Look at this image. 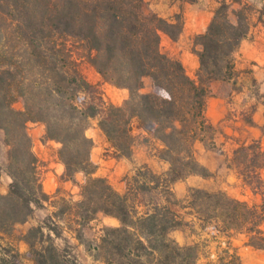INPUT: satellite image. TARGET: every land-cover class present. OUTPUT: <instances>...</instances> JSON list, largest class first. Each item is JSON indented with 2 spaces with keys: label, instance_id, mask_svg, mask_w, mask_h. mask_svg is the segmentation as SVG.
<instances>
[{
  "label": "trees",
  "instance_id": "trees-1",
  "mask_svg": "<svg viewBox=\"0 0 264 264\" xmlns=\"http://www.w3.org/2000/svg\"><path fill=\"white\" fill-rule=\"evenodd\" d=\"M143 4L144 0H0V130L8 146L6 172L12 179L8 192L0 193V240L48 199L27 131L29 123H41L45 139L61 145L58 158L65 177L85 176L82 198L75 203L77 223L83 226L99 213L120 223L105 227L94 247L106 264H201L199 242L180 245L170 237L173 230L195 224L197 235L230 239L244 234L248 245L264 250V202L250 205L203 188H191L180 200L173 191L176 182L191 175L213 177L197 160L194 146L202 142L210 149L217 147V128L206 116L212 83H220L222 97L241 90L235 53L250 31V7L243 0H217L206 30L193 38L192 52L199 61L193 78L180 59L161 47L162 34L179 39L181 16L168 20L146 14ZM234 4L242 6L233 11ZM82 61L103 81L126 89L127 99L103 109L83 100L81 94L92 85L80 70ZM145 78L151 81L148 92H142ZM16 102L21 110L14 107ZM96 117L117 157H131L132 125L137 123L147 140L160 145L158 158L169 164L167 171L156 174L142 166L123 194L106 178L94 177L93 142L86 131ZM229 162L251 190L264 188V149L259 141L238 146ZM177 208L188 209L195 221H186ZM28 234L31 239L24 240L37 264L59 262L55 247L37 249L34 238L42 234L41 227ZM77 238L82 241L83 235ZM207 242L204 239V247ZM227 243L226 254L231 249ZM230 258L238 261L236 252Z\"/></svg>",
  "mask_w": 264,
  "mask_h": 264
},
{
  "label": "rangeland",
  "instance_id": "rangeland-1",
  "mask_svg": "<svg viewBox=\"0 0 264 264\" xmlns=\"http://www.w3.org/2000/svg\"><path fill=\"white\" fill-rule=\"evenodd\" d=\"M244 4L250 7V13L254 12L257 7V4L252 0H243ZM217 5V0H144L143 10L146 14L156 13L168 20H173L174 16L179 14L184 23V31V29L203 27L205 23L209 24ZM241 6L234 4L232 10H239ZM231 19L235 20L233 13H231ZM195 35L184 33L182 36L180 35L177 41H172L168 36L162 34V50L176 58L183 52L194 54L192 48ZM188 62H190V59ZM80 70L85 79L92 85L90 89L81 94L83 100L95 103L103 109L109 104L121 105L127 99L128 91L126 89L117 88L103 81L101 76L86 61L81 62ZM191 77L194 78L195 74ZM150 89L151 81L149 78H145L142 92H148ZM219 90L220 87L217 96H219ZM212 92L213 88H211L210 96L213 95ZM14 107L21 110L22 104L16 102ZM99 120L100 117L91 119L90 126L86 131L87 136L93 142L90 156L97 166L94 177L106 178L116 191L123 194L127 189V183L131 181V178L142 166H147L156 174L167 171L169 164L158 158L157 151L160 145L153 140H147L146 133L138 128L137 123L132 125V133L135 136L132 155L130 158H124L116 156L115 149L99 128ZM27 131L31 137L32 150L38 159L37 170L40 175L42 189L48 195V199L34 208L33 214L27 222L16 225L10 236H5L0 240V264H37L30 246L24 240L25 238L31 239L28 231L34 227L42 228V234L34 238L37 249L44 250L49 249L50 246L55 247L59 261L57 264H106L96 256L94 247L99 243L104 228L117 227L120 225L119 221L115 217L99 213L94 220L83 226L79 225L75 215V203L82 198L81 185L85 181L84 174L78 173L72 180L65 177V167L58 158V150L61 145L55 141L45 139V126L43 124L29 123ZM261 146L264 149L262 144ZM204 150H210L215 155L220 154V148L210 149L202 142L198 144V148L194 146V152L198 155ZM143 156L156 157L152 159L150 166H148L147 164H138L136 158H143ZM195 156L197 158V154ZM7 157L8 146L4 142V132L0 130L1 194L8 192L12 182L11 177L6 172ZM228 163L230 162H227V166ZM229 168L227 169L226 166L221 167V169L212 172L213 177L211 178L199 176L190 178V180L178 181L177 186L173 185V191L180 200L187 196L191 188L223 191L232 198L247 202L250 205H261L264 202V188L254 192L242 182L241 176L235 167ZM63 210L65 212L62 213ZM177 210L186 221H195L193 216L189 214L188 209L177 208ZM262 227L264 229V224ZM79 233L83 235L82 241L77 238ZM197 233H199V227L195 224V226L190 225L173 230L170 237L180 245L199 242V249L202 253L201 264L211 263L212 260H216L214 261L216 264H223L228 261L234 264H264V250L248 245V239L244 234H233L230 239L224 236L211 239L207 234L200 236ZM204 239L208 240L205 247ZM228 241L234 245V250L230 249L226 254L224 250L228 248ZM234 252L238 253L237 262L230 258ZM211 253L214 258L207 260ZM45 255L49 257L47 252ZM220 257L224 262L220 263ZM47 264H52L49 259Z\"/></svg>",
  "mask_w": 264,
  "mask_h": 264
},
{
  "label": "crops",
  "instance_id": "crops-1",
  "mask_svg": "<svg viewBox=\"0 0 264 264\" xmlns=\"http://www.w3.org/2000/svg\"><path fill=\"white\" fill-rule=\"evenodd\" d=\"M252 1L257 4V7L249 14L250 31L235 53V68L239 73L238 85L241 90L229 97L217 96L220 83L214 82L211 87L213 95L207 99L206 116L217 128L215 144L220 148V154L215 155L210 150H204L199 155L195 152V155L197 154L198 160L211 172L223 166L230 169L227 162L234 150L242 144L259 141L264 146L262 131L264 125V0ZM207 26L208 23H205L203 27L184 29L183 34H200L206 30ZM177 58L181 60L190 76L196 73L199 61L195 54L183 52ZM189 59L190 62H188ZM199 143L197 142L195 147L198 148ZM154 157L156 156L151 158L143 156L136 160L138 164L150 166ZM196 177L199 176L191 175L187 180ZM178 183L176 182L174 186ZM229 245L234 250L231 242ZM211 258H214L212 253L207 260ZM214 261L216 260L206 264H216Z\"/></svg>",
  "mask_w": 264,
  "mask_h": 264
}]
</instances>
